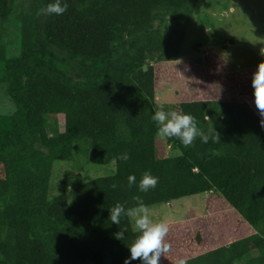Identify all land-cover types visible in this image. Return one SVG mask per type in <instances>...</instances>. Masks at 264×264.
I'll return each mask as SVG.
<instances>
[{"label": "trees", "instance_id": "obj_1", "mask_svg": "<svg viewBox=\"0 0 264 264\" xmlns=\"http://www.w3.org/2000/svg\"><path fill=\"white\" fill-rule=\"evenodd\" d=\"M212 1L67 0L63 15H48L40 10L55 0H0V102L13 109L0 115V264H124L134 222L118 226L109 215L137 195L175 213L186 208L174 202L205 197L193 203L198 213L152 216L169 225L161 264H264L257 66L230 69L199 43L189 50L204 57L182 58L186 27ZM161 105L191 113L220 142H158L152 115ZM74 161L110 174L79 176L65 169ZM146 170L159 182L142 193Z\"/></svg>", "mask_w": 264, "mask_h": 264}, {"label": "clouds", "instance_id": "obj_2", "mask_svg": "<svg viewBox=\"0 0 264 264\" xmlns=\"http://www.w3.org/2000/svg\"><path fill=\"white\" fill-rule=\"evenodd\" d=\"M67 9V0H55L46 8H42L40 12L48 15H63ZM251 83L254 90L255 105L261 113H264V62L258 64ZM152 120L157 125L156 135L158 137L179 139L185 147L192 146L197 139L205 144L210 139L213 142H220V134L215 129L205 133L198 126L196 118L191 113H185L182 110L165 111L164 106L161 105L152 115ZM119 159L127 161L130 156L128 153H123ZM128 182L129 185L137 184L136 176L130 175ZM158 182L159 178L146 170L137 187L139 192L147 193L150 189H155ZM133 200L135 205L132 207H127L126 202L116 203L109 215L110 222L118 226L121 224L122 217H127L131 222H134L133 231L137 235L130 246H127L130 256L125 258L124 264H132V261L135 260H139L141 264H161V257L171 251V244L165 240L169 233V225L163 220L155 221L152 218L151 209L144 203L141 196H134ZM127 231V226L120 228L114 234L115 239L124 240ZM175 264H188V262L184 258H178Z\"/></svg>", "mask_w": 264, "mask_h": 264}, {"label": "rangeland", "instance_id": "obj_3", "mask_svg": "<svg viewBox=\"0 0 264 264\" xmlns=\"http://www.w3.org/2000/svg\"><path fill=\"white\" fill-rule=\"evenodd\" d=\"M226 1H230L232 5L234 4L236 9H234L233 5V9H231L233 12L229 11L228 14L224 13L219 17V8L225 5ZM209 5L211 7L208 9L209 12L204 10L202 15H199V13L195 14L191 23L186 27L187 32L181 47V52L182 54L185 53V55H182V58H188L189 55L187 53L204 57L203 49L200 52L193 48L189 50L191 45L199 43L202 48L208 47L212 49L215 56L220 57L230 69L253 68L264 62V0H213ZM12 111V106L9 103L0 102V115H7ZM160 138H157L158 142ZM75 161L73 164L66 165L65 169H70L73 166L79 172L77 173L79 176L82 175L89 178H94L91 175H94L95 172L100 173L98 177L110 174H107L109 169L104 172V166H92L93 168L90 170L82 171L75 164ZM85 162L86 160L82 158L83 164L79 162L80 167L88 163ZM54 167L60 166L56 164ZM111 170L113 171L112 167ZM204 198V195H199L174 202L173 206L178 207V204H182L186 208L182 209L180 213H175L173 207H170L172 205H169L168 208L165 205H160L159 207L166 209H152L151 215L159 216L160 213H165V211L169 210L171 212H167V216L174 214L176 216L177 214V216L181 217L188 210L198 213L194 210L193 207H197L193 203L202 204ZM198 211L201 210L198 209Z\"/></svg>", "mask_w": 264, "mask_h": 264}]
</instances>
